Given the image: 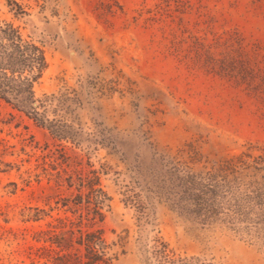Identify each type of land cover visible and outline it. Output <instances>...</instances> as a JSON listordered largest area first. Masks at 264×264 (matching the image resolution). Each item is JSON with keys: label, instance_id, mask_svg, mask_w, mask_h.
<instances>
[{"label": "rangeland", "instance_id": "obj_1", "mask_svg": "<svg viewBox=\"0 0 264 264\" xmlns=\"http://www.w3.org/2000/svg\"><path fill=\"white\" fill-rule=\"evenodd\" d=\"M0 22L48 64L34 106L0 98V264H264V227L205 222L173 183L264 148V0H0ZM209 47L255 81L206 68Z\"/></svg>", "mask_w": 264, "mask_h": 264}, {"label": "trees", "instance_id": "obj_2", "mask_svg": "<svg viewBox=\"0 0 264 264\" xmlns=\"http://www.w3.org/2000/svg\"><path fill=\"white\" fill-rule=\"evenodd\" d=\"M15 4L19 6L16 2ZM227 39L226 43L230 41ZM238 48L244 38L233 37ZM203 45L201 42H198ZM203 49L205 46H202ZM204 66L212 72L241 76L252 84L253 70L241 59L228 54L217 57L210 47L203 53ZM44 50L35 42L25 40L13 23L0 22V98L19 109L34 106V84L47 68ZM35 120L44 124L39 111H28ZM258 149L259 153L254 151ZM205 174L176 173L174 187L177 203L182 209L203 221L222 219L230 227L251 234L264 227V148L249 144L238 155L224 159ZM78 243L84 246L86 256L100 259L104 239L100 230L82 231Z\"/></svg>", "mask_w": 264, "mask_h": 264}]
</instances>
